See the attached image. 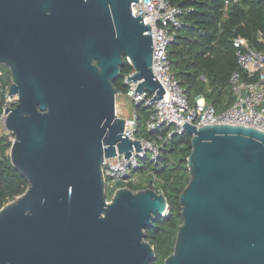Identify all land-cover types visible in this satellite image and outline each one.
I'll return each instance as SVG.
<instances>
[{
    "label": "water",
    "instance_id": "1",
    "mask_svg": "<svg viewBox=\"0 0 264 264\" xmlns=\"http://www.w3.org/2000/svg\"><path fill=\"white\" fill-rule=\"evenodd\" d=\"M138 0H0V66L18 97L5 121L25 192L0 209V264H149L145 229L168 211L153 189L106 197L104 158L128 159L114 82L164 95ZM150 101V102H151ZM179 197L182 224L164 264H264V131L196 128ZM117 150V151H116Z\"/></svg>",
    "mask_w": 264,
    "mask_h": 264
},
{
    "label": "trees",
    "instance_id": "2",
    "mask_svg": "<svg viewBox=\"0 0 264 264\" xmlns=\"http://www.w3.org/2000/svg\"><path fill=\"white\" fill-rule=\"evenodd\" d=\"M166 1L181 7L185 12L182 17L185 25L173 32V39L167 49L173 76L191 103L200 95L217 112L224 111L234 100L229 80L231 74L238 70L233 40L242 37L252 49L261 48L264 41V0H231L227 8L224 0ZM132 70L126 60L121 67L120 77L114 82L120 94H127L125 77ZM10 83V71L1 65L0 106L4 96L2 87ZM138 107L139 123L141 115L147 117L150 110L142 105ZM149 135L145 131L141 137ZM191 138L188 132L175 136L163 148L157 162L151 161L147 155L141 160L138 182L128 186L132 191L153 189L164 195L168 203L167 213L145 229V240L155 252V258L149 264H164L174 252L177 233L182 224L179 197L190 180L187 158L192 150ZM10 147L8 135L1 133L0 209L23 194L28 187L26 178L11 163ZM154 174L156 181L153 179ZM117 187L122 186L118 184ZM113 193L114 190L106 191L107 200H111Z\"/></svg>",
    "mask_w": 264,
    "mask_h": 264
},
{
    "label": "built area",
    "instance_id": "3",
    "mask_svg": "<svg viewBox=\"0 0 264 264\" xmlns=\"http://www.w3.org/2000/svg\"><path fill=\"white\" fill-rule=\"evenodd\" d=\"M230 2L231 0H224V6L227 8ZM132 14L141 16L144 24L150 28L153 46L152 72L164 90V95L161 99L151 101L155 97L154 93H137V84L128 82L127 76L125 77L127 96L132 99L134 105L150 109L145 122L146 131L150 135L137 136V112L134 117L124 119L122 134L132 141H139L141 150L135 152L133 146L128 159H124L123 153L118 152L114 157L104 158L101 169L106 190L113 189L114 193L117 189L129 188L130 184L138 182L141 160L149 155L151 161L157 162L163 148L168 146L175 136L186 132L184 122L196 128L229 124L250 126L264 131V41L261 48L255 50L242 37L233 40L238 70L231 74L229 82L234 100L224 111L217 112L200 95L191 103L170 69L167 49L173 39V32L185 25L182 21L185 14L183 9L166 0H138L132 5ZM259 35L261 36V33ZM133 73L134 69L129 75ZM11 84L12 82L2 87L4 96L0 106V134L4 132L6 135H12L5 129L9 114L6 109H13L18 103L17 96L8 94ZM115 113L122 118V112L118 111L117 107ZM13 140L14 137L11 143ZM153 179L157 180L155 174ZM118 184L122 187H117Z\"/></svg>",
    "mask_w": 264,
    "mask_h": 264
},
{
    "label": "rangeland",
    "instance_id": "4",
    "mask_svg": "<svg viewBox=\"0 0 264 264\" xmlns=\"http://www.w3.org/2000/svg\"><path fill=\"white\" fill-rule=\"evenodd\" d=\"M125 83V82H124ZM116 107L118 109V111H121V117L122 118H131L134 117V113L138 112L139 113V107H136L132 101V99L127 96V94H118L116 95ZM147 108V107H146ZM150 109L148 108V111ZM141 115V114H140ZM147 117H145V114L142 116L141 115V119L139 120L138 123V132H137V136L141 137L143 135V133L146 131V126H145V122H146ZM14 136L12 135H8V140L12 141ZM144 178H141L140 180H143ZM150 189V188H148ZM113 189H107L106 191H112ZM116 191V190H115Z\"/></svg>",
    "mask_w": 264,
    "mask_h": 264
}]
</instances>
